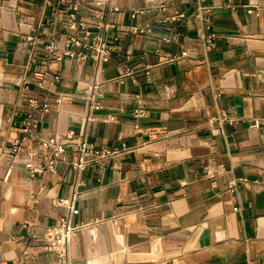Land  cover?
Segmentation results:
<instances>
[{
	"label": "crops",
	"instance_id": "1",
	"mask_svg": "<svg viewBox=\"0 0 264 264\" xmlns=\"http://www.w3.org/2000/svg\"><path fill=\"white\" fill-rule=\"evenodd\" d=\"M72 12L85 28H70ZM101 17L114 27L97 68L69 39L98 38ZM94 76L103 108L89 141L136 148L82 172L71 221L96 224L71 238L72 264H264V128L250 126L264 117V0H0V257L54 258L39 239L66 212L56 201L71 193L74 152L32 173L44 157L10 149L29 113L46 138L78 129ZM218 109L234 119L220 132Z\"/></svg>",
	"mask_w": 264,
	"mask_h": 264
},
{
	"label": "built area",
	"instance_id": "2",
	"mask_svg": "<svg viewBox=\"0 0 264 264\" xmlns=\"http://www.w3.org/2000/svg\"><path fill=\"white\" fill-rule=\"evenodd\" d=\"M45 3L50 4L51 0H45ZM116 9L117 6H112L109 11H115ZM149 10L150 8L141 7L136 11L142 13ZM209 11L210 9L207 7H199V12L202 14ZM202 17L205 18V15H202ZM69 26L70 28H85L82 22L76 20L74 12L70 13ZM97 27L101 34L90 43L86 42L91 36V31L88 29L85 30L82 38L70 37L69 40L77 46L89 47V49H91L89 55L98 68L102 63L109 59L111 46L108 45L105 35L109 29L114 27V24L105 17L104 20L102 19L98 22ZM28 40H32L31 37H28ZM205 41L208 45H212L211 36L206 37ZM184 53L185 52H182L181 55H184ZM83 56V54H80L78 58H83ZM99 86L100 83L95 76L87 82V87L84 93L85 114L78 129L69 128L61 139L46 138L37 133V118L32 113H29L24 119L21 128V137L14 140L10 149V152L13 155H16L20 151H25L30 160L44 157L43 161H38L36 166H33L31 161L27 163V166L32 173L55 171L57 169V164L64 160L65 153L68 151L74 152V157L71 160L73 170V178L70 184L71 193L67 197L57 198L56 201L58 205H62L66 208V212L60 215L53 224L46 225L43 235L39 239L42 248L51 253L54 257L51 261L43 264H72V259L69 253L71 238L82 227L96 224V222H93L78 225L73 224L71 221L72 215L76 212V199L80 196L79 186L83 183L81 178L82 172L87 167L98 163L99 161L109 160L119 151H132L136 148V146H129L124 142L120 147H104L97 146L89 141L88 128L90 123L95 119L94 112L103 108L102 93L99 90ZM217 96H219V93H217ZM133 99L135 101V106L131 109V117L133 119L134 127L137 128L140 122L147 117V109L145 104L141 101L139 93H135ZM29 105L32 108H38L44 111L48 109L46 103L40 105L34 99H29ZM106 119L119 121L115 116H107ZM213 119H215L218 124V127L215 129L218 132L223 130L222 128L224 124L231 123L234 120L233 117L223 109H218V112ZM250 126L256 129L264 128V117H253L250 121ZM233 185L234 184H230L229 187L232 188ZM0 264L20 263L14 260H5L0 257Z\"/></svg>",
	"mask_w": 264,
	"mask_h": 264
}]
</instances>
